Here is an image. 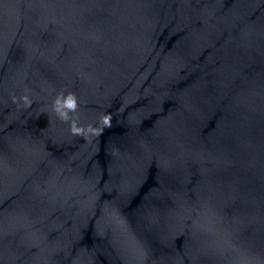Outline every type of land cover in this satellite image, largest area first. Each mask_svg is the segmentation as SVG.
<instances>
[{
    "label": "water",
    "instance_id": "water-1",
    "mask_svg": "<svg viewBox=\"0 0 264 264\" xmlns=\"http://www.w3.org/2000/svg\"><path fill=\"white\" fill-rule=\"evenodd\" d=\"M0 264H264V0H0Z\"/></svg>",
    "mask_w": 264,
    "mask_h": 264
}]
</instances>
